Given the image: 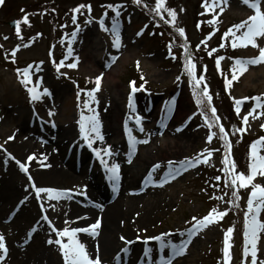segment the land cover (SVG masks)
Returning a JSON list of instances; mask_svg holds the SVG:
<instances>
[{
  "label": "rangeland",
  "instance_id": "obj_1",
  "mask_svg": "<svg viewBox=\"0 0 264 264\" xmlns=\"http://www.w3.org/2000/svg\"><path fill=\"white\" fill-rule=\"evenodd\" d=\"M104 1L107 0H4L3 5H0V145H3V148H0V192L8 193L10 188L13 186L17 188V183L25 180L28 192L25 197H31L35 210L31 222L38 218L41 212L48 217L52 225H55L57 217L69 213L70 208L80 206L76 199L81 200L83 192H75L76 189L70 191L71 198L65 196L59 200H49L46 194H41L43 199H34L35 190L33 184L28 180L29 172L21 171L15 162L16 159L8 157L9 152L6 151L5 145L10 141L8 138L17 133L18 138L29 141L32 147L41 148L45 137L48 136L46 133L49 131H41L37 126L50 127L53 123L55 127H52L56 130L59 128L60 131L62 129L69 130L71 126H74L73 136L79 143L81 136L78 121L81 112L83 111L84 115L90 114L83 108L82 102L87 98L85 94L95 87V77L102 75L100 90L95 93L98 103H92L90 107H94L99 114L102 124L101 133L104 139L96 140L97 146L93 145V148L101 150L100 160L107 161L109 166L113 162L120 165V180L132 185L135 191L140 187L147 171L154 165H159L152 175L155 181L158 179L156 177L163 171H167L169 167H179V162L185 158L192 159L195 155L203 154L205 149H217V152H212V155L208 157L206 163L201 162L195 167L189 168L186 173H181L173 182L164 184L162 187H156L152 183V186L142 194L129 190L121 195L118 207L119 210H126L121 213L125 217V221L119 223L117 229L118 234L123 237L125 236L122 234L128 233L130 240L134 241L133 244L138 246L131 258H136L141 250V243H143L136 241L137 235L145 237L167 232L171 234L167 239L179 243L185 237L181 233L185 232L184 228L193 216L198 217L200 214V218H202L211 209L216 208L218 212H226V215L215 217L212 224L208 225L203 232L198 233L191 246L186 250L187 252L179 256L176 264H225L223 241L225 233L230 227L233 228V232L229 234L230 260L228 264H251L250 244L248 245L250 249L248 256H243V232L245 212L248 210L247 201L252 191V185L238 189L239 199L232 196V191L237 189L225 186L226 178L222 171L225 149L220 144L218 135L213 136L210 142L207 140L209 129L205 125V118L197 111L193 93H190L192 85L184 71L185 53L181 45L187 41L193 45L189 46V51L192 54L193 62L196 63L197 74L204 71L206 66L207 70L204 71L206 81L202 82L201 86L203 83H207L212 96V106L216 108V114L220 117L219 124L225 128L224 125L233 124L235 120H231L229 116L228 119L223 116V113L227 114L228 112V103L223 102L221 92L213 88L214 85L218 86V83L212 86L207 80L215 79L214 76L223 78L229 76L231 79L235 59H251L259 55V47H264V37L255 38L259 47L237 41V46L233 48L232 35L224 36L229 28L248 21V18L255 14V10L249 5L243 4L242 0H228L226 5L211 7L209 11H206L202 6L205 0H165V7L173 9L177 14L175 21L169 23L172 18L166 11L162 12L161 16H157L151 11L155 7L156 0H141L139 5L134 4V8L127 10L128 13H125L123 17V19L130 18L132 24L119 29L120 47L117 49L112 47L111 32L104 31L100 27L99 19L103 13L93 14L94 18L88 17L91 15L85 8L76 13L75 24L72 20V10L78 5L89 4L91 10H98V5ZM91 2L92 4H90ZM130 2L133 3V0ZM207 3L211 6L212 0H207ZM221 7L224 8L223 12L220 11ZM260 7L261 11H264V0ZM25 15L28 16V23L23 22ZM149 16L158 18L159 22H152L154 25L152 29L149 26L145 31L142 23H145ZM18 20L21 21L19 36L16 33V25L14 29L8 25L9 22ZM86 21L90 22L86 23ZM104 21L105 27L110 29L111 21L107 19ZM209 21L213 22L209 23ZM77 26H79L77 39L71 43L73 56L66 58L71 33L76 30ZM178 28L184 29V36L179 34ZM142 29L145 32L137 36V32ZM244 30L236 31L234 29L237 36H240ZM209 33H212L210 39L205 40ZM201 41H205V43L201 44ZM221 44H224L223 48L220 47ZM197 45L206 49L201 50V47L197 48ZM14 49L18 50L13 57ZM212 49H216V51L210 56L208 53ZM170 50L176 57L175 59L169 55ZM225 51H234L236 57L234 59L226 58ZM108 54L115 57L109 68L108 59H106ZM50 56H53L57 65H60L59 70L57 66L54 70L48 63ZM77 56L79 57L78 66L76 68L67 67V64L74 62ZM181 56L183 57L181 58ZM218 56L224 57L219 71L216 66V57ZM28 65H33L30 69L32 83L29 84V87L37 86V81H39L38 90L42 92L43 88H48L50 92V95L43 96L34 102H30L29 94L24 85L20 83L16 72L17 68L23 69ZM37 68L39 71L36 70ZM237 75L238 79L233 81L228 92H225L229 96L233 111H235L233 97L241 99L264 95V77L254 79L256 75H264V62L250 64L246 71L242 74L238 72ZM177 76L181 77L179 81L176 79ZM145 80L147 83L144 85V89L134 94L136 113H130L127 107V98L130 92L129 82L135 81L136 86L139 87ZM82 89L84 91L81 92L78 101L76 94ZM153 98H157L155 108L152 107L146 111ZM171 101H174V104L171 105V111H169V102ZM182 104L183 108H181ZM251 107L250 99L243 101L239 116L246 115ZM49 110L55 115L50 117ZM193 112H196V115L192 116L189 121L187 118ZM207 113L211 116L210 111ZM258 113H264V110L253 112L245 125L246 131L242 133L252 140L258 136L264 137V128L261 127L264 125V115H257ZM115 114L118 118H115ZM137 114L143 117L141 123L144 132L139 133L135 124L127 126L132 129L133 136L138 140H148V143L137 144L135 153L129 154L128 138H124L126 135L123 131L124 122L129 115L134 117ZM156 119L162 122H158ZM185 122H187L184 126L186 128L183 127L184 130L177 132L176 128L181 127ZM158 123H160V127H158ZM19 125H24L26 130L17 131ZM163 127H166L167 131L160 136L157 131H161L160 128ZM227 128H225L226 132ZM212 131L219 134V129L215 124ZM109 146L114 153L112 156L103 153V149ZM220 147L221 149H219ZM257 150L258 155L264 156V141L257 146ZM250 151L249 147L248 150L244 148L243 169L237 170L238 155L231 143L229 160L234 161L236 171L245 175L248 174V166L252 160ZM203 155L201 156L202 161ZM130 156H134L132 160ZM6 159L7 163H5ZM129 159L131 163L128 162ZM144 159H146L145 164H143ZM12 163L15 164V167H12ZM211 165H214L216 169L207 174L215 173L214 176H207L210 180L209 184L213 191L218 188L217 185L222 187V190L221 192L216 190L219 194L216 199L209 198L212 202L210 207L206 203L208 199L204 201L205 206L201 207L200 186L202 185L196 180L206 174ZM215 176H220L221 179L214 182L212 178ZM252 183L264 186V177L257 174ZM43 185L44 183L35 184L38 187H43ZM58 186L56 187L61 188L60 185ZM131 198L136 199L132 202ZM230 200L233 202L229 203ZM256 203L257 201L254 200V207ZM258 220L264 223V207H262L261 217ZM0 226L11 234L12 228L9 223L0 220ZM43 228L44 231L39 230L31 239H34V244L46 249L45 257L48 261L55 263L57 260V264H63L57 246L47 243L50 237L54 239L52 233L46 226ZM44 232L45 234H43ZM257 236V264H260L261 261H264V229L259 230ZM12 238L14 243L6 244L7 253L2 264H5L9 255L11 257V245L16 247V244L21 245V250L19 249V253L16 254L19 264H25L24 262L42 264L43 260L40 261L38 252L33 248V245L23 241L24 238H27L25 234L21 235V239L14 236ZM121 243L120 250L125 246L122 240ZM0 254L3 252L0 251ZM53 258L56 260L51 261Z\"/></svg>",
  "mask_w": 264,
  "mask_h": 264
},
{
  "label": "snow or ice",
  "instance_id": "obj_2",
  "mask_svg": "<svg viewBox=\"0 0 264 264\" xmlns=\"http://www.w3.org/2000/svg\"><path fill=\"white\" fill-rule=\"evenodd\" d=\"M4 0H0V5H3ZM134 4L139 5L141 3V0H133ZM228 3V0H212L211 6L208 5L207 0H205V3L202 5L205 7L206 11L211 10V7H216L221 4L226 5ZM243 4L249 5L252 9L255 10V14L250 16L248 18V21L242 22L238 25H234L232 28H229L225 33L224 36L228 37L229 34L232 35L233 42L232 47L235 48L237 46V41H240L242 44H251L254 47H259L255 38L256 37H264V11H261V0H242ZM108 9H111L115 15L112 17L111 21V28L105 27V21L104 18L101 17L99 19L100 27L104 31H110L113 36L112 41V47L119 48L120 47V20L119 17L121 15L120 8L122 5L119 4H108L106 6ZM89 12H91V5H85L81 4L78 5L76 8L72 10V20L73 23H76V13L79 12L81 9H85ZM23 11V10H22ZM157 16H161V13L166 11L167 14L172 18L169 23L174 22L176 19V12L171 8L165 7V0H156L155 7L151 9ZM220 11L223 12L224 8L221 7ZM104 15H107V12L104 13ZM215 19V18H213ZM23 22L28 23V16L25 15L23 17ZM90 21H86V23H89ZM213 21H209V23H212ZM16 33L19 36L20 35V23L21 21H16ZM147 27V25H145ZM199 27V25H198ZM245 29L240 36L236 35V32L234 31ZM79 31V26H77L76 30H74L71 33V39L69 40V48L68 52L66 54L67 56H73V51L71 48V43L73 40L77 39V34ZM177 31L181 36H184V29L178 28ZM143 29L140 32H137V36L142 35ZM212 33H209V36L205 38V40L210 39ZM7 39V37H5ZM205 41H201V44H204ZM27 46V45H25ZM181 47L184 49L185 53V62H184V71L187 73L189 77V83L192 85L193 89V96L195 98V103L197 105V111L200 112V115L205 118V125L208 127L209 132L207 135V140L210 142L213 138V136H216L217 133L212 131V127L215 124L216 127L219 129V139L224 141L223 147L225 149L224 152V159L222 163L224 164V168L222 171L225 174V186L231 187L237 190L232 191V196L236 199H239L238 195V189L239 188H247L249 185H252V191L249 195L248 201H247V211L245 212V221H244V248H243V256L247 257L249 254V247L248 245H251V257L252 261L251 264H257V240L258 236L257 233L259 230L264 229V223H261L257 219V214L260 212L261 208L264 207V186L261 184H253L254 177L259 174L260 176L264 177V156L258 155L257 146L261 144L262 141H264V137H261L259 140L254 141L250 145V157L252 158L251 162L249 163V174L245 175L242 172L236 171V165L234 161L229 160L230 156V148L231 144L227 139V133L225 131V128L223 125L219 124L220 117L217 116V110L214 106H212V96L209 92V87L207 83H203V86L201 87L202 82L206 81V77L204 75L197 76V66L196 63L193 62L192 54L189 51L187 44H182ZM200 45H197V48H199ZM221 48L224 47V44L220 45ZM18 49H14L12 52V56L14 57L16 54V51ZM216 49H212L211 52L208 54L211 56L213 52H215ZM169 55L172 56L173 59L176 57L172 54L171 50L169 51ZM115 60V57L112 58ZM224 59V57L218 56L216 57V66L217 70H220V64L221 61ZM261 62H264V47H259V55L255 58L251 59H235L234 65L232 67V76L231 79H228L225 77L224 85L225 90H228L232 84L233 81L238 79L237 73L239 72L242 74L244 71H246L248 65H255L259 64ZM79 63V57H75L74 62L67 64V67L69 68H76ZM61 64H63V61H61ZM33 65H28L27 67L23 69H16V72L20 78V83L24 85L26 88L29 97L30 102L38 101L43 96L50 95V92L48 88H43L42 92L38 90L39 81H37V86L29 87V84L32 83L30 78V69H32ZM60 65H57V69L59 70ZM39 71V68L36 69ZM204 70L206 71V66L204 67ZM180 76H177L176 79L179 81ZM142 80H144L143 77H141ZM101 81H102V75H98L95 77V87L92 88L90 91H88L85 95L87 96L86 99L83 100V108L86 109L90 114L84 115L83 111L81 112L80 119L78 121L79 124V133L80 136L83 138L84 142H86L87 146L96 153V155L99 157L101 155L100 149H94L93 148V142L94 140H103L104 137L101 133V120L99 118V114L96 112V109L94 107H90V104L92 103H98L95 93L100 90L101 87ZM147 83L145 80L144 83H141L139 87L136 86L135 81L129 82L130 92L128 94L127 98V107L129 109L130 113H136V104L134 99V94L140 90L144 89V85ZM84 90L82 89L80 92H77V99L80 100L81 92ZM253 100L256 103L253 105V108L251 111H249L246 115L242 117V122L247 125L249 116H252L253 112L256 110V108H264V101H261V98L259 96L255 97H243L241 99H237L233 97L234 100V107L236 113L239 115L241 112V105L243 101L245 100ZM174 104V101L169 102V108L168 110L171 111V105ZM79 106V105H78ZM211 112V117L207 115V112ZM48 115L51 117L55 115L54 112L49 110ZM196 112H193L192 115H190L187 119L190 121L192 119V116H195ZM257 115H264V113H258ZM254 119L256 117H253ZM134 119L135 124L138 127V130L140 132H144V128L142 126V120L143 117L140 115H135L134 117L129 115L124 122V131L128 138V145H129V154L135 153L136 151V145L140 143H148V140H138L135 136L132 135V129L129 128L128 120ZM187 122H185L184 125L181 127H177L176 131L180 132L182 131V128L186 126ZM53 127H55V124H52ZM264 128V125L261 126ZM235 131L243 133L246 131V128H236L233 126ZM94 134V135H93ZM9 140L14 139V137H9ZM0 148H3V145H0ZM103 153L108 156H112L114 153L111 151V146L108 148L103 149ZM206 155L198 154L192 159L185 158V160H182L179 162L180 167L187 170L188 168H193L196 165L200 164L201 162H207L208 157L212 155V152L208 149H205ZM203 155V161L201 159V156ZM8 157L11 159H15V157H12L10 153H8ZM36 159L35 154H30L27 156V161H33ZM44 160L47 159V156L43 157ZM16 164L19 166L21 171L27 172L28 167L27 164L24 162H21L19 160H15ZM131 163V160L128 161ZM5 163H7V159L5 160ZM171 164V162H169ZM101 164L104 166L106 172L108 173V180L112 183L113 191L115 192L118 188V181L120 179V165L113 162L110 166L107 161L101 159ZM43 167H48L49 165L42 164ZM159 167V165H154L152 170L148 172L147 176L145 177L146 183H154L152 181V175L156 171V169ZM180 173V168H173L169 167L168 171L165 173L163 177H161L159 183V186H163L165 183L169 181V179H175L176 176ZM28 179L32 181V177L29 175ZM215 179L219 181L221 179L220 176H216ZM230 181V183H229ZM239 182V183H238ZM33 187L35 190L36 197L38 199H43L44 197L41 194H46L47 198L49 200L55 199L59 200L65 196H70L71 190H58L52 187H38L35 186L33 182ZM82 195L84 193H81ZM27 199V197H25ZM254 200L257 201L256 206L254 207ZM233 201H229V203H232ZM23 203V201H21ZM50 207H52L50 205ZM95 207L102 208V205L96 204ZM251 214V216H250ZM139 215V214H137ZM226 215V212H218L216 208L211 209L208 214L203 216L202 218H197L193 216L191 218V226L185 230V232H182L181 235L185 236L184 239L180 240L179 243H174L171 239H167L171 234L170 233H161L159 235L155 236H145L141 237L139 235L136 236V241H142L144 244L142 257L148 258V264H172L173 260L178 257L185 254L188 245L192 242V238L197 235V233L207 227L208 225L212 224L214 222L215 217H223ZM45 221H48L49 227L53 232L56 233L55 239H52L51 237L47 240V243L49 245L55 244L58 245L60 248V252L62 253L64 264H103L100 256H99V245L97 244V254L95 258H92L90 254L86 250V246L79 242L77 239V233H88L93 238L97 237L99 235V229L101 227V219L97 218L94 223L91 225H88L84 228H71L68 227L63 228L62 230L56 229L54 225L51 224V222L48 220V217L45 215L43 217ZM78 219H81L78 217ZM37 231L36 227H33L30 229V231L27 234V239H31L33 233ZM146 231V229H145ZM233 232V228H228L223 241V259L225 264H228V261L230 260L229 255V234ZM67 237L68 242L64 243L62 242V238ZM120 239L124 242L125 246L120 250L124 254V257H127L130 248L129 245H132L134 241L127 240L125 237L121 236ZM150 241H156L158 242L159 251L163 252L164 250H168V254L166 256H161L159 260H155L153 256V248L149 247ZM27 242V240L25 241ZM0 251L3 252V254H0V264L4 261L7 253V248L5 244V238L3 235H0ZM123 257H121L120 253H117L114 260L115 264H121V260ZM260 264H264V261H261Z\"/></svg>",
  "mask_w": 264,
  "mask_h": 264
},
{
  "label": "bare ground",
  "instance_id": "obj_3",
  "mask_svg": "<svg viewBox=\"0 0 264 264\" xmlns=\"http://www.w3.org/2000/svg\"><path fill=\"white\" fill-rule=\"evenodd\" d=\"M264 75H256L254 79L263 78ZM184 105L182 104L181 108ZM1 116V114H0ZM115 118H118L117 114H115ZM73 127L69 130L60 129L57 130L50 127H40L41 131L48 130V136L45 137L43 143L41 144V148H34L31 146L29 141H26L24 138H18V134L15 133L13 135L14 139H11L8 144L5 145L6 151L9 152L16 160L24 162L27 164L29 175L33 178L31 184L36 183H44L48 185V187L55 188L58 185L61 188H57L58 190H79L80 187L86 191V199L89 202L85 208L86 210H74L68 214L67 217L60 216L57 218L56 224L62 230L65 227L68 228H84L88 225H91L95 222L97 218L101 217V227L99 229V235L95 238L90 236L88 233H77V239L79 242L83 243L86 246L87 252L90 254L92 258H95L97 254V244L99 245V256L103 263L115 264L113 261V256L117 254L121 247V235L118 234V224L125 221V217L122 216L121 213L125 212L124 210H119L118 202H114V204H106L104 210L95 211L92 208V204L96 202V198L103 194L102 187H104V183L95 182L96 179H92L89 183H87L85 187V183L82 177L85 176V172H74L73 168L66 164L64 161V155L62 154V148L66 150H72L74 147H77L76 140L73 136ZM24 125H19L17 127V131H25ZM94 146H97V141L94 140ZM62 147V148H61ZM67 153V152H66ZM30 154H35L36 159L33 161H27V156ZM47 156V159L44 160L43 157ZM139 159V158H138ZM146 159H144L143 164H145ZM44 165H49L48 167H43ZM15 165V164H14ZM12 163V167L14 166ZM15 167V166H14ZM42 167V168H40ZM17 183V182H16ZM18 187L10 188L8 193L0 194V220L5 221L7 213L13 209L14 205H18L19 201H23L20 204V209H18L11 220V224H9L12 228L11 234L7 233L6 230L1 228L0 226V235H3L5 238V244L14 243L12 236L17 239H21V235L25 233V225L29 224V221L34 216V207L31 201V197L25 196L28 195L27 192V183L25 180L17 183ZM125 185L123 188V193L127 192V190L133 188L132 185ZM26 190V191H25ZM132 202L135 201L136 198H131ZM134 204V203H133ZM21 211V212H20ZM80 217L81 219H78ZM119 221H116V220ZM73 221V222H71ZM117 222V226H116ZM70 223V224H69ZM24 224V226H23ZM125 236L127 240H130V236L128 233L122 234ZM63 242L67 243V237H63ZM20 246L11 245V257L8 256L5 264H19V260L17 259V255L19 252ZM21 250V249H20ZM39 259L43 257L42 254H38ZM28 264L27 262H24ZM23 264V263H21ZM45 264V263H43ZM51 264H57L51 263ZM121 264H124L121 262ZM135 264V263H133Z\"/></svg>",
  "mask_w": 264,
  "mask_h": 264
}]
</instances>
